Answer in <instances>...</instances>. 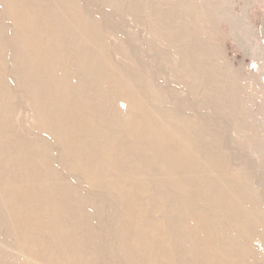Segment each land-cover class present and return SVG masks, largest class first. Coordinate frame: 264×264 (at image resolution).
Masks as SVG:
<instances>
[{
	"label": "rangeland",
	"instance_id": "1",
	"mask_svg": "<svg viewBox=\"0 0 264 264\" xmlns=\"http://www.w3.org/2000/svg\"><path fill=\"white\" fill-rule=\"evenodd\" d=\"M31 155L49 161L84 217L100 212L95 238L75 239L85 219L46 192L18 220L2 170L0 264H59L46 250L73 256L93 242L101 264L152 261L158 241L145 237L177 217L163 207L170 196L199 209L181 264L199 260L208 235L206 264H264V0H0V160L15 156L7 173L26 195ZM179 156L197 161L192 184L171 172ZM126 227L110 249L108 234Z\"/></svg>",
	"mask_w": 264,
	"mask_h": 264
},
{
	"label": "bare ground",
	"instance_id": "2",
	"mask_svg": "<svg viewBox=\"0 0 264 264\" xmlns=\"http://www.w3.org/2000/svg\"><path fill=\"white\" fill-rule=\"evenodd\" d=\"M69 105L72 107L76 106L73 103H71ZM69 112H71V111H69ZM75 116H76V118H75L74 124H76V126L79 127L77 122H76L77 115L75 114ZM61 126H65V125L61 122V124L58 128H61ZM56 132L57 133H54V135L56 134V135L61 136V137L63 136L60 129H57ZM10 150L14 153H17L20 151L19 147H17V146L10 148ZM42 151L45 154H47L46 150H42ZM168 153H169V151H166L165 154H168ZM14 158H15V156L11 160H4V161L0 160V172H3L2 170H4L6 172L5 173L6 177H5L4 182L7 183L8 185H10V187L12 189V193L15 194V195H11L9 198H4V205L6 207H8L17 216V219L18 220L20 219V214H21V210L23 207H25L26 210H28L30 208L31 204L35 203L34 200H36V201L39 200V197H40L39 193L40 192H46V194L49 195L50 197L56 198L57 202H56L55 206L60 207L59 212L70 210V211L74 212L79 218L83 217L85 219V220L82 219L83 221L82 220L81 221L83 222L84 227L86 224H88V228L85 227L82 232L80 229L76 228V231L74 232V234H77L75 239L86 240V241L89 238L94 239L95 238L94 235L96 233L97 228L91 222V220L94 219L96 221L99 219V216H98V215H100V212L98 211L99 209L94 208V209H97V211H98V215H96V217L93 218V216H95V215H90V214H87V218L84 217L82 215V212H84V211L76 209V207L81 204L80 201L75 199L76 204H74V206L72 205L74 203V198L70 195V193L67 191V189L57 185V183H54V179H55L54 173H56V172L53 170L52 167L48 166L49 161L47 159L42 160L41 158H38V155L37 156L36 155L25 156L27 164L23 168V171L26 174V181L29 179V181H27L29 186H30L29 189L32 190L33 192H29L30 195H26L25 193H20V192H24L21 189V186L18 184H15L14 180L11 178L9 173H7V171H8L7 168L14 165V161H13ZM192 161H194V162H192ZM192 161H191L192 164L191 163L188 164L187 162H185L183 160V156H179L177 158L171 159L170 164H173L171 166V168H172L171 172H174V175L187 177L188 182L192 184L195 181L192 179V176L195 172L193 170L192 166H193V164L197 163V161H195L194 159H192ZM37 167H43L44 169L40 170V172H39ZM44 170H48V171L47 172H41ZM166 173L167 172H164V174H166ZM37 182L40 185H41V183H43V185H41L42 187L37 186ZM34 187H37L35 189H38L39 191H34L33 190ZM183 192H184V195L187 196L188 191L186 192V190H184ZM183 192L179 191V195H183L182 194ZM180 199H182V198H180ZM180 199L174 201L173 196H170L168 198L167 204L164 203V205H163V207H167L169 210L174 209L175 210L174 213H177V217H175V218L174 217H166V218L164 217V220H161L158 223H155L154 226L151 227V229H152L151 235L145 237L144 244L151 243L154 240V238H156L155 240L158 241L156 244L151 245L152 254L148 253V258H151L152 261L146 260V261L140 262L139 259H137L136 257H133L134 258L133 264H168L169 260L166 258V256L163 255V253H165V247L170 248L168 250H170L172 255H174V257H175L174 260L177 258H180L178 260V262H174L173 260H170L169 262L171 264L185 263L181 260L182 258L184 259V258L188 257V255H189V253H188L189 250L183 248V246H185V242H186L185 239L190 238V237L192 239V237H195L194 234H191V233L186 234V232H184L185 227H187L189 225L188 222L191 221V220H189L188 222H186V220H188L189 218L192 219V218L196 217L198 215L196 212H199V209L193 210V207L191 208L193 203H191L189 201H184L183 199L180 200ZM185 202H188V203H185ZM41 204H43V203L41 202ZM47 205L50 206L51 208L54 206V204L52 202L51 203L47 202ZM128 205H130L129 202L127 200H125V205H124L125 209L127 208ZM201 211H202V208H200V212ZM91 213H94V212H91ZM204 214H205V212L199 215L200 216L199 220H201L202 222L208 220L205 218ZM66 215H62V216L59 215V218L57 219L58 222L60 223V227H59L60 232L62 230H64L63 227H65L66 224L71 222V220H72L70 217H68V213ZM141 215H146V214L144 212ZM118 219H119V217H118ZM143 221H144V219H143ZM249 224L252 225V222H249ZM117 226H118V224L116 223V227ZM161 227L168 230L166 237L159 238V236L154 233L156 230H158ZM18 229L21 233L25 232L24 227L20 228V226H19ZM129 232H130V228H127V227L126 228H115V231L112 232L113 234H108V235L112 236V239L110 241L105 240V242H103V243H108V241H109V243H111L113 241H117L118 243H116V245H113V246L110 245L111 246L110 249H113L115 246V250H116L117 246H120L124 243V239H125V237H127ZM203 232H204V230L200 231L201 235ZM182 235H184V236H182ZM186 235H188V236L186 237ZM158 239H161V240H158ZM210 239H211L210 235H208V236H206V238L202 239V241L199 244V246H200L199 248L201 250H203V252H199V253L195 252L196 253L195 255H197V254L200 255L199 260H196V257H195V259H193L194 257L192 256V257H190L191 260H190V263H188V264H206L205 258H204L205 251H206L205 248H206V244H208ZM246 239H248V236ZM89 244L91 246V251L85 249V250H82L80 252L75 253V255H73V256L71 255V252L68 251L64 247H62L61 249L51 250L50 252H48V250H46V252L49 253L50 257L52 256L53 259L57 258L60 261L59 264H101V263H99V260H100L99 258H101L104 254V248H103L104 245L101 244L102 245V248H101L99 246V244H97L96 242L95 243L94 242L89 243ZM30 245H31V243L25 244V246L28 248ZM217 246H219V243H217ZM225 248H227V247L224 246V249ZM59 250L62 251L60 254H58ZM106 250H108V246H107ZM113 259L115 260V262L117 261L116 264H118V260L121 258L116 254L113 257ZM125 261H127V260H125Z\"/></svg>",
	"mask_w": 264,
	"mask_h": 264
}]
</instances>
